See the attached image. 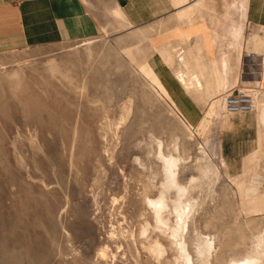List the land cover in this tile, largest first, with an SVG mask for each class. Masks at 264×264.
Segmentation results:
<instances>
[{
    "label": "rangeland",
    "instance_id": "1",
    "mask_svg": "<svg viewBox=\"0 0 264 264\" xmlns=\"http://www.w3.org/2000/svg\"><path fill=\"white\" fill-rule=\"evenodd\" d=\"M218 1L235 13L231 1ZM87 4L100 24L95 37L0 53V264L180 262L176 245L154 229L145 200L163 182L157 141L180 159L179 184L191 186L194 208L183 236L193 264L205 243L212 244L208 264H264V152L243 156L234 168L240 173L246 163L243 177H232L220 162L218 130L225 92H261L256 59L249 65L250 56H240L264 50L260 25L235 13L237 70L245 76L226 86L222 54L227 71L216 87L206 82V109H190L185 98L182 109L147 65L148 32L127 30L111 0ZM215 5L209 0L180 18L192 24ZM246 29L251 41L243 51ZM198 110L205 117L195 125ZM154 241L165 248L159 260L146 249Z\"/></svg>",
    "mask_w": 264,
    "mask_h": 264
},
{
    "label": "crops",
    "instance_id": "2",
    "mask_svg": "<svg viewBox=\"0 0 264 264\" xmlns=\"http://www.w3.org/2000/svg\"><path fill=\"white\" fill-rule=\"evenodd\" d=\"M87 1L0 0V53L95 37L100 32V24L92 15ZM111 1L129 25L127 30L148 32L150 53L147 65L160 82L167 83L169 96L180 107H185V103L179 104L185 98L190 109H206V82H215L216 87V82L220 81L222 54L229 65L226 86L245 76L237 70L240 56L243 59L250 56V61L246 62L249 65L255 58L258 72L253 81L258 82L261 90L260 94L254 95L258 108L252 113L222 117L218 124L222 150L220 162L228 172H234L243 156L246 160L255 153L264 152V118L260 117V113L264 117V50L250 55L238 53L232 24L236 17L231 7L223 9L221 1L216 0L213 10L203 9L197 20L189 24L179 16L196 0ZM246 19L247 23L255 21L260 25L258 37L264 39V0L247 1ZM250 41L246 29L240 50L243 48L244 51ZM178 72L188 76L196 74L202 83L201 89L186 91L176 77ZM192 98H201L202 102H195ZM204 117L198 110L193 124H202ZM245 166L246 163L242 172L229 175L243 177Z\"/></svg>",
    "mask_w": 264,
    "mask_h": 264
},
{
    "label": "bare ground",
    "instance_id": "3",
    "mask_svg": "<svg viewBox=\"0 0 264 264\" xmlns=\"http://www.w3.org/2000/svg\"><path fill=\"white\" fill-rule=\"evenodd\" d=\"M209 0H196L190 4L185 11H183L179 17L190 18L194 8L198 6H205V2ZM248 0H231L234 11L238 16H243L246 13V2ZM185 9V8H184ZM235 34V33H234ZM194 50V49H193ZM182 59V58H181ZM215 64V63H214ZM218 65V64H217ZM221 72L224 74L227 71V61L221 60L220 65ZM187 69V68H186ZM194 75V74H193ZM193 75H183L177 76L179 84L182 87L190 91H198L201 89V82L198 80L197 76ZM223 107V106H222ZM258 105L255 100V108L246 113H252L257 110ZM225 116H233L235 114H227L224 111ZM240 114V113H237ZM157 152L156 159L161 163L163 182L161 183L160 190L156 197H146V204L151 211V216L154 222V229L165 233L168 240L176 245L178 252L180 254V259L175 261L174 264H193L187 249L185 248V238L183 236L184 232L188 230V221L192 220V212L194 208L193 202L189 199L188 193L190 187L181 186L178 182V166L180 159L178 157H173L171 155H165L163 153V146L160 141H157ZM202 146V145H201ZM159 163V164H160ZM193 181V179H190ZM190 185V184H189ZM175 192L174 197H170L171 192ZM239 198H241L242 189L238 188ZM174 217L173 224L170 225L169 216ZM147 226V225H146ZM147 229V228H146ZM146 230L143 229V234L146 233ZM165 235V236H166ZM203 243V242H202ZM147 251L154 257L156 260L161 259L165 254V248L160 244V242L154 241L147 245ZM212 249L211 243H205L197 247V255L199 256V264H208L210 251ZM100 254V253H99ZM101 256H104V252H101ZM257 258H243L241 260H232L230 264H257Z\"/></svg>",
    "mask_w": 264,
    "mask_h": 264
},
{
    "label": "built area",
    "instance_id": "4",
    "mask_svg": "<svg viewBox=\"0 0 264 264\" xmlns=\"http://www.w3.org/2000/svg\"><path fill=\"white\" fill-rule=\"evenodd\" d=\"M221 100L227 114L246 113L255 108L254 91L249 89L228 90Z\"/></svg>",
    "mask_w": 264,
    "mask_h": 264
}]
</instances>
